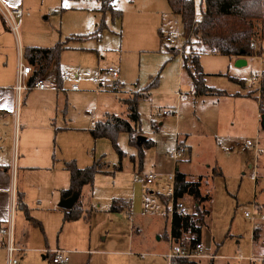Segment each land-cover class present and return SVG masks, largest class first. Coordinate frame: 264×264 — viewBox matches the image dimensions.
<instances>
[{
  "label": "rangeland",
  "instance_id": "rangeland-1",
  "mask_svg": "<svg viewBox=\"0 0 264 264\" xmlns=\"http://www.w3.org/2000/svg\"><path fill=\"white\" fill-rule=\"evenodd\" d=\"M27 1L26 8L31 9V17L26 18L19 30L20 40L26 49L50 48L59 39L66 41L71 35H92L102 22L97 0ZM114 4L123 12L121 20L113 21L107 14L105 22L108 29L98 38L70 42L74 50L63 54L60 64L62 74L73 77L79 73L77 84L82 91L76 95L67 94V112H58L51 124L56 127L72 124L87 129L92 121L103 120L106 114L126 119L128 111L121 95L110 89L96 92L94 77L103 78L102 71L105 69H117L119 81L126 84L125 90L133 93L124 95L128 98L142 95L143 91L134 86L146 88L161 72L158 88L139 105L142 135L155 141L157 146L145 152L141 165L137 150L129 145L128 136L120 135L119 148L126 153L122 160L123 170L115 175L100 174L92 187L84 189L81 200L97 207L98 212L89 213L87 220L83 218L70 224L69 228L62 226V221L57 225V216L46 202L53 189L43 177L40 182L44 185L39 192H35L34 188L29 191L33 202L28 214L42 223L44 233L29 222L27 212L18 207L14 220L16 247L19 248L21 238L28 235L27 247H24L30 257L27 264H48L49 259L45 261L43 258L61 248H74L72 252L80 253L88 264L90 260L95 264L102 258L111 264H167L162 254L168 252L170 243L163 234L170 232L174 192V183L169 181V176L175 174L178 165L189 175L191 182H198L202 177L203 196L209 197L200 206L202 214L199 216L192 197L186 196L182 200L188 212L196 215V220L199 217L203 219L200 242L204 243L208 255L216 256L214 262H211L212 259L200 260L193 264H250L248 257L262 254L264 250L254 243L252 224L245 217V212L252 209V203L264 204V129L256 127L260 90L257 84L252 83L253 76H263L264 60L250 57L248 66L240 68L228 58L211 53L204 55L201 62L207 86L225 95L200 99L195 108L193 101L181 106L178 114L182 120L180 132H192L194 157L192 164L186 160V154L175 163L169 158L174 151L169 148L170 142L175 139V123L167 119L160 128L163 118L159 113L176 105L171 95L178 92L180 55L191 58L198 49L196 40L194 37L190 40L184 38L181 19L172 16L166 0H115ZM200 5L201 0H198L196 19L200 18ZM3 29L0 18V72H9L14 61L19 60L18 48L14 34L12 39L9 35L2 37ZM261 29L258 24L256 32L259 40ZM159 30L164 36L160 37ZM169 33L178 36L179 44L175 47L166 42ZM260 41L264 45V39ZM181 43L184 45L181 46ZM255 43L258 44L257 40ZM171 48H175L179 56L170 61ZM25 63L28 64L27 61ZM231 78L242 84L235 83ZM190 83V76L185 73L184 92H189ZM38 95L36 92L24 94L23 103H30L33 107L35 121L34 128L23 139L37 137L44 141L48 137L55 147L54 163L58 173L54 183L62 186L70 183L69 175L61 169L63 162L76 161L79 165L77 159L66 158L78 154L76 147L79 144L84 143L86 148L89 144L86 139L91 136L83 135L85 138H81L67 132L58 137L59 133L56 135L52 128L44 131L48 129L45 106L58 101L56 96L47 98ZM65 99V95H59L60 102ZM218 115H222L224 121L219 122ZM4 132L9 134V126ZM256 140L260 142L258 154L253 148L243 149L248 141ZM84 151L87 157L82 158L84 167L80 169L92 166L102 157H105L110 171L119 166L120 158L109 140H93L88 150ZM132 156H136L134 160ZM46 173L42 172V175ZM150 173L159 174L152 185H148L145 179ZM37 196L44 202L42 206L37 205ZM114 200L129 202L131 209L109 213ZM259 230L261 234L258 233V238L264 237V223L256 231ZM184 239L190 241L193 236L187 235ZM0 264H4L2 256Z\"/></svg>",
  "mask_w": 264,
  "mask_h": 264
},
{
  "label": "trees",
  "instance_id": "trees-1",
  "mask_svg": "<svg viewBox=\"0 0 264 264\" xmlns=\"http://www.w3.org/2000/svg\"><path fill=\"white\" fill-rule=\"evenodd\" d=\"M100 3L98 12L102 14L103 19L97 30L92 35L85 37H71L66 41L58 42L52 48H27L24 50V58L30 66L37 67L36 73L31 77L29 83L32 85L36 80L46 76L51 66L57 67V77L61 84L59 67L63 52L69 49V44L72 40L98 38L99 35L108 26L105 22V16L110 14L112 20H121L123 12L115 7V0H97ZM172 13L180 16L183 24L184 38L190 40L194 37L198 49L193 52V56L183 58V68L188 72L194 86V95L202 96H224L225 93L217 91L214 88L207 86L206 74L201 65L200 56L206 53L218 54L229 58L238 57H254L264 56V45L260 41L264 39V0H201L200 18L196 19L195 7L193 2L187 0H166ZM260 24L262 27L261 39H257L256 27ZM257 40L258 44L255 43ZM187 42V41H186ZM189 42V41H188ZM255 45L256 47H253ZM176 49L172 53H176ZM178 56V54H177ZM161 73L153 78L151 83L143 90L142 95H134L122 100L126 105L128 116L126 119L115 115H107L103 120H99L90 130V133L95 141L100 139L109 140L117 152L120 163L114 171H110V166L102 157L95 161L92 166L80 169L76 161L64 163V168L69 173L70 186L62 191L63 199H69L74 195L81 196L82 190L86 186H93L95 178L100 175H115L122 171V160L126 157V153L119 148V137L122 134L128 136L129 145L137 150V154L142 162L145 157V152L155 146V142L146 139L144 142L139 141L142 136L141 130V115L139 112V104L141 99L149 94L154 89L158 88L160 83ZM235 83L242 82L231 78ZM252 94V93H251ZM259 102L260 114L264 116V73L261 81L260 94L257 97ZM261 119V123H262ZM263 128V127H262ZM264 129V128H263ZM58 132V130H56ZM183 142H179L178 146H183ZM136 156H132L134 160ZM176 181L174 183L173 199L174 203L183 200L186 196L192 197L197 204V215L201 213L200 206L208 201L209 197L203 196L202 177L198 182H191L187 176L179 170L175 172ZM118 200H114L110 208V212H120L123 209H131L129 202L122 203L120 206ZM206 214H208L206 212ZM84 216V211L79 200L71 210H64V222L76 221ZM196 215L188 214L180 216L176 212L171 220L172 237L182 245L191 244L195 246L201 241L203 219L196 220ZM258 233H254V239L257 240ZM191 235L193 239L186 241L184 236ZM211 262H214L212 259ZM181 264H193L186 261H180ZM250 264H261L251 262Z\"/></svg>",
  "mask_w": 264,
  "mask_h": 264
},
{
  "label": "crops",
  "instance_id": "crops-1",
  "mask_svg": "<svg viewBox=\"0 0 264 264\" xmlns=\"http://www.w3.org/2000/svg\"><path fill=\"white\" fill-rule=\"evenodd\" d=\"M3 1L10 8L20 7L25 11L26 14L21 19L20 24H22L26 20V18L31 17V9L26 8L27 2H28L27 0H3ZM170 13L172 14V16H176V17L180 18V16L173 14L171 9H170ZM0 18L3 22V28H4L3 29L4 33H2V37L9 35L10 39H12L13 33L6 26V23H5L6 21L5 22L3 21L4 18L2 17L1 14H0ZM102 19H103V16H102ZM163 34L164 33L161 30H159L160 37L164 36ZM77 36L85 37V36H87V34L84 36L83 35H71L69 38L77 37ZM18 38H19V41L17 40ZM90 39H93V38H89V40ZM60 41H62V39H59L58 42H60ZM72 41L73 42H79V41H84V39H76V40H72ZM16 43H17V48H18L17 52H18L19 60L14 61L13 65H12V69L9 72H4V71L0 72V75H1V77H0V230H1V228H3L4 226L7 225V222L9 221V219L15 220V212H16L17 208L19 207L21 210L27 212V220L29 222L33 223L36 227L40 228L42 230V232L44 233V228H43L42 223L39 222L38 220H35L34 218H32L28 214L29 206L33 202V200L31 199L32 197L30 196L29 191L32 188H34L35 192L38 193L40 190V187L42 185H44L43 182H40L43 177L48 181V183H49L48 186L52 187V189H53L49 198H46V202H48L50 205L49 209L54 212L53 214L55 216H57V219H56L57 225H60V223L62 221V226H64V227L66 226L69 228L70 224L79 222L83 218L85 220H87L88 214L89 213L92 214L93 211L98 212L97 211L98 208L97 207L94 208L92 206V204L91 205L88 203L85 204V200H83V201L81 200L84 189L86 187H89V186H86L82 190L81 196L79 197V202H80L82 209L84 211L83 218L76 220V221L64 222L63 216H64V210L65 209L61 208L60 204H61L62 200H64L63 196H62V191L68 189L70 186V183L67 182L66 184H63L62 186H58L57 184L54 183L57 180V173H58L56 166H55V163H54V158H55L54 148L55 147L53 146L52 142L49 141L48 137L44 141H41L37 137H32V138L27 137V139L26 138L23 139V136H25L27 134V132L30 131V129L34 128L33 123L35 121V118H34L33 113H32L33 107L30 105V103L29 104L27 102L23 103L24 94L26 92H32V93L36 92V94H39L38 96H42V97L45 96L47 98H55V96H56V100L58 101V102H56V104H50L49 103L47 106H45L44 116H45V119L47 120L46 121V123H47L46 128H48V129H46L44 131H48L49 128L50 129L52 128L56 135H57V133H59L58 137H60L62 133H67V132H73V134H75V135L82 136L81 138H85L83 135L89 136V134H90L91 137H88L89 139H86L87 140L86 142H88L89 144L92 145V142L94 139L90 133V130L93 128V126L96 124L97 121L96 120L92 121L91 125L87 129L78 128L77 126H74L72 124L69 126L63 124L60 127H56L55 125L51 124L53 117L57 116L58 112L62 111V113H64V114L67 112V106H68L67 94L76 95L82 91L81 90L82 88H80V91H78V92H73V91L52 92V91H36V90H33V91H26V92H23L21 95H18L17 92L14 90V87L16 86V83H17V72H18V68H19V62L21 59L26 61L24 58V50L26 48H23V44H22L19 36L16 37ZM27 48H41V47H27ZM50 48H52V47H50ZM174 49L175 48L170 49V54L172 55V58L170 59V61L172 59H174L175 57H177V53H175V54L172 53V50H174ZM72 50H74V48L71 47L69 44V49L67 51L63 52V54H65L66 52L72 51ZM63 54H62V56H63ZM211 54L215 55V56H220L218 54H213V53H211ZM211 54L206 53V54L201 55L200 61L202 60L204 55H211ZM62 56H61V59H62ZM222 57H225V56H222ZM225 58H228L229 60H233L235 62V64H236L237 60L239 59V57L238 58L225 57ZM244 59L247 62V64L245 66H248V61L252 58L244 57ZM60 64H61V62H60ZM201 65L203 66V70H204V64L202 62H201ZM245 66H241V67H245ZM31 67L33 68V73L35 74L38 68L34 67V66H31ZM179 67H180V69H179V75H180L179 80H180V82H179L178 91L180 89L184 90L183 80H184L185 73L188 74V72L183 68V60L180 61ZM57 70L58 69L55 65L51 66V68L48 71V73L46 74V76L43 77L42 79H46V80L52 81V82L56 81L59 83L58 77H57ZM162 72H163V69H162ZM59 73L62 74L60 67H59ZM72 78H73V82L77 83V81L80 79V74L76 73ZM120 83H122L125 88L127 87L124 82L120 81ZM67 86H70V85L67 84ZM134 87H135V89L140 90V91H143L145 89V88L139 89L137 85H135ZM94 88L96 89V84H95ZM188 91L189 92H187V93L191 94L190 100L182 101L179 103L177 101V98H176V93H177V91H176L173 95H171V97L175 99L176 105L173 108H167V109H174L177 106V104H179V109H180L183 104L191 103L192 101L194 102L193 107L195 108V106L198 104L200 99L205 100L208 97H218V96H202V97L195 96L194 95V86H193L192 81L189 84ZM152 92L153 91H151L149 94H146V96L147 97L150 96L152 94ZM60 94H63L66 96V99L64 102L59 101V95ZM120 95H121V100L127 99V98H124L125 97L124 93H121ZM146 96H144L141 99L140 103L142 102V100L147 98ZM203 102H205V101H203ZM162 112L159 113L161 115V117L163 118L162 119L163 121L160 123V128L164 125V121H166L167 119L172 120L175 123V127H176L175 139L170 142V148H169L170 151H173L177 147V144L179 142H183L184 147L186 148V151H187L186 160L189 162V164H192L193 157H194V144H193L192 132H190V131H185L184 133L180 132L181 131L180 126L182 123L181 118L179 116H178V118H176V117H168L167 118V117H164L162 115ZM107 115H110V114H106L105 117ZM203 117L205 118V116H203ZM217 119L219 122L224 121L222 115H218ZM261 119H262V116H261L260 110H259V113H258L257 119H256L257 120L256 122H258L257 126H256L258 130L262 126ZM49 125H52V126L49 127ZM8 126L10 128L9 134H7V132H4V129L8 128ZM56 130H58V132H56ZM8 135H9V138H8ZM146 139L147 138H145L143 141H140V142H144ZM59 141H60V138H59ZM98 141L99 140H97V141L94 140V142H98ZM89 144H88V146H89ZM88 146L85 148L84 143L79 144L76 147L78 154L71 155L70 157H68L66 159L67 160L77 159V161L79 162L78 167L83 168L84 165L81 163V161H83L82 158L84 156L87 157L84 149L88 150ZM156 146H157V143L155 142L154 147H156ZM153 148H151V149H153ZM64 163H65V161L62 164V168L61 167L60 168L69 175L67 170H65V168H64ZM208 167H210V165ZM177 170H179L181 173L185 174L187 176V179L189 180V175L186 172H183L181 168L179 169L178 165H177ZM42 172H48V173H46L45 176H43ZM69 179H70V177H69ZM257 179H259V178H257ZM201 191H202V188H201ZM202 194H204V193L202 192ZM36 203L38 206H42L44 204V202L41 200V198L39 196H37ZM259 206L264 209V204L259 205ZM196 207H197V205H196ZM109 213H110V211H109ZM189 214H191V213H189ZM170 222H171V218H170ZM15 233H16V227H15ZM260 234L261 233H259V235ZM170 235H171V227H170L169 234H168V232H165L163 234V237L169 241ZM23 236H19V238H21ZM16 239H17V237L15 235V241H16ZM21 239H22V241H20L18 244L19 248L21 249V252L19 253L18 256L20 258V264H27L28 260H30V257L28 256V254H26L27 251L24 247H27L26 245L28 242V235H26V237L24 236ZM57 248H60V247H57ZM57 248H53V249H57ZM48 249H51V248L48 247ZM61 249L66 250L70 254V262L68 264H88L87 262H85L84 257L81 256L80 253L72 252L71 249H74V248H71V249L61 248ZM166 254H167V251L162 254V256H163L162 258L165 259V261L167 262V260L165 258ZM262 254H264V250H263ZM209 255H211V254H209ZM255 255H261V254H255ZM0 256H2V262L4 264L5 263L7 264V259H8L7 250L5 248L4 241L1 237H0ZM213 257H216V256H213ZM47 259H49L48 264H52L50 261V254L43 258V260H45V261ZM203 260H211V259L208 258V259H203ZM89 264H92L91 260L89 261ZM95 264H111V263L107 259L102 258L100 260H97L95 262Z\"/></svg>",
  "mask_w": 264,
  "mask_h": 264
},
{
  "label": "built area",
  "instance_id": "built-area-1",
  "mask_svg": "<svg viewBox=\"0 0 264 264\" xmlns=\"http://www.w3.org/2000/svg\"><path fill=\"white\" fill-rule=\"evenodd\" d=\"M191 1L194 4L196 9L198 8V0H187ZM0 14L6 21L9 30L16 36H19L20 30V21L26 14L25 11L18 7V8H10L3 0H0ZM166 42L171 46H176L179 44L178 36L174 33H169L166 37ZM184 43H181L183 46ZM253 47H256L253 45ZM181 60H183V54L180 55ZM259 61H263L264 57L257 56ZM33 68L26 64L23 59L19 62V68L17 72V83L14 87V90L17 92L18 95H21L23 92L26 91H52V92H67L73 91L78 92L80 91V87L77 83L73 82V78L69 75L61 74L60 81L61 84L54 81H48L46 79H38L32 85H30L29 81L33 76ZM103 78L101 76H95L93 82L96 84V91L97 92H105L107 89L112 90V92L116 94H133L130 91L125 90L124 85L120 83V73L117 69L111 67L109 69H105L102 71ZM261 81L262 75L253 76L252 83L254 85H258L259 90L261 89ZM69 84L70 86H67ZM141 94H144L143 92ZM177 101L180 103L182 101H188L191 99V94L184 92L180 89L176 93ZM179 114V104L174 109H166L162 112L164 117H176L178 118ZM174 149L172 153H170L169 158L178 163L184 155L187 153L186 148L183 146H178ZM260 142L256 140L255 142L248 141L244 146V150L248 148H253L256 151V154L260 152L259 150ZM159 174L157 173H150L145 176L146 183L148 185L154 184V182L158 179ZM169 181L175 183L176 176L175 174H171L169 176ZM173 201V207L171 211V220L173 214L176 212L180 216H186L189 214L188 209L182 203V200H179L176 205L174 203L173 197L171 198ZM251 210L245 212V217L251 222L253 228V240L254 243L260 245L264 248V237H260L257 240L254 239V233L256 230L261 228V225L264 223V210H262L259 205L255 202L251 204ZM0 237L4 241L5 248L7 250V264H20L19 253L21 249L17 248L15 245V226L14 220L9 219L7 225L1 228L0 230ZM170 247L165 255L167 260V264H181L180 261H186L189 263H195L203 259H214L212 255H208L205 250V245L203 243H197L195 246L191 244L182 245L181 243L177 242L173 237L172 233L169 238ZM250 262H258L264 264V254L255 255L252 254L248 257ZM50 261L52 264H68L70 262V254L66 250L57 249L54 252L50 253Z\"/></svg>",
  "mask_w": 264,
  "mask_h": 264
},
{
  "label": "water",
  "instance_id": "water-1",
  "mask_svg": "<svg viewBox=\"0 0 264 264\" xmlns=\"http://www.w3.org/2000/svg\"><path fill=\"white\" fill-rule=\"evenodd\" d=\"M247 62L245 61L244 57H239V59L236 62V67L245 66ZM262 127L264 128V116L262 117ZM145 138L143 136L139 137V141H143ZM79 200V195H74L73 197L69 199L62 200L60 207L65 210H71L76 202Z\"/></svg>",
  "mask_w": 264,
  "mask_h": 264
}]
</instances>
